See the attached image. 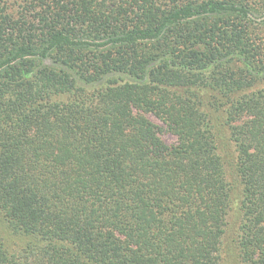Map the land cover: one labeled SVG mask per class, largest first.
<instances>
[{"label":"trees","instance_id":"obj_1","mask_svg":"<svg viewBox=\"0 0 264 264\" xmlns=\"http://www.w3.org/2000/svg\"><path fill=\"white\" fill-rule=\"evenodd\" d=\"M0 264H264V0H0Z\"/></svg>","mask_w":264,"mask_h":264},{"label":"rangeland","instance_id":"obj_2","mask_svg":"<svg viewBox=\"0 0 264 264\" xmlns=\"http://www.w3.org/2000/svg\"><path fill=\"white\" fill-rule=\"evenodd\" d=\"M150 119L156 123L157 125H159L162 129H161V132H160V136L161 138L163 139V141L168 144V145H172L175 143L176 141V137L173 136L171 133H169L165 128H163V125L162 123L156 119L155 117L153 116H150ZM233 216V215H232ZM226 246V245H225ZM230 254V253H229ZM228 253H226V260L227 259H231V255H229Z\"/></svg>","mask_w":264,"mask_h":264}]
</instances>
